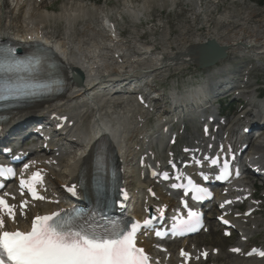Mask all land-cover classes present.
Listing matches in <instances>:
<instances>
[{
  "label": "bare ground",
  "instance_id": "1",
  "mask_svg": "<svg viewBox=\"0 0 264 264\" xmlns=\"http://www.w3.org/2000/svg\"><path fill=\"white\" fill-rule=\"evenodd\" d=\"M57 1L60 0H0V39L2 41H10L19 45L38 44L55 55L62 64L63 72L68 80L74 72L81 74V83H68L65 93L60 97L42 105L8 112L9 121L12 123L36 115L49 118L52 124L59 125L60 129L57 130V139L51 142L45 150L38 151L39 148L35 144L26 146L22 150V153L30 156L26 161L31 165L30 168L43 167L45 170L44 185L40 186V190L46 199L29 202L23 217L17 208L16 221L6 218L7 228L12 231L17 229L29 231L31 221L35 216L51 215L60 209L69 207L60 195L59 186L70 185L79 179L90 187L92 176L101 177V173L92 174L91 168L95 157L93 148L101 139L108 144L110 156L116 160L121 186L128 193L129 207L133 208L131 216L134 219L142 222L147 218L149 209L178 205L175 200L176 195L168 192L166 184L156 182V178L152 179L148 175L150 167L162 166L159 158L154 159L155 154L173 155L163 141L164 135H169V130L165 122L161 120V116L157 117L159 120L156 128L150 130L144 124L143 116L136 114L133 104L131 106L122 104L114 100L115 97L107 100L105 92L101 90L109 73L115 75L122 73L120 66H114L110 55L118 52L126 55V49L132 55L123 61L125 63L123 69L130 68L128 71L131 74L142 72L153 74L159 71L157 77L162 80L171 70L186 69V71L198 72L200 62L196 60L197 53H191L190 48L186 53L187 46L192 45V49L195 48L193 46L200 47L198 45H202L207 39H214L219 46H227V57L224 60L216 62L211 67L199 69L203 71L202 81L185 86L180 92H173L174 87L170 88L168 95L173 100L171 105L175 116H178L176 120L179 124L184 116L183 107L190 108L193 103L198 106H207L210 103L207 89L215 92L223 83L231 82L232 88L229 92L237 91L234 93V99L241 100L244 109L239 112L240 115L238 114L235 122L228 121L224 125L221 121L212 122L211 129L217 125L218 130L215 133L210 131L206 137L199 135L195 128L196 122H192L191 133L183 129L182 133H177V136L183 139L184 148H189L188 144L192 139V142L196 144L194 148L204 155L212 147L217 134L220 133L218 141L223 144L227 142L232 144L235 150L247 146L245 153L243 152L244 159L253 160V163L259 165L258 168L264 171V125L261 124L264 122V104L255 105V91L250 89L252 82L247 79L248 73L244 72V69L241 70L239 67L234 69L232 66L233 62L238 60L239 55L254 59L255 56L264 57V27L254 28L247 27L243 23L238 24L236 23V20H239L237 10L229 12L222 9L217 12L218 16L213 20L214 25L211 29L209 14L217 11L214 1L184 0L189 7L190 21L184 20L178 24V35L173 41L166 38V31L159 25L148 31L147 35L150 38L146 41L140 39L134 31L127 38L123 37L118 40L113 33L118 28L120 20L128 19L133 27L139 24L143 17L148 18L150 16L149 0H140L139 4L134 0H112L115 4L113 8L109 5L111 0H100L99 3L90 0H61L59 9L55 10L53 6ZM157 1L163 7L168 4L169 9H173L178 2V0ZM199 18V22L201 21L205 28L202 33L198 32V29H192L195 20ZM229 20L236 23L237 27L239 25L240 28L227 26ZM58 26L60 29L56 30ZM221 26L226 36L224 39H221V33L217 32ZM156 30L161 35L159 39L153 36ZM113 43H119L120 46L110 49ZM258 61L256 58L255 67L259 68V71L264 70V64L262 66ZM243 63L245 62L242 61V65ZM230 64L232 65L229 67ZM239 72L240 75H238ZM191 80L195 81L193 78ZM164 109L163 112L166 111ZM241 118L245 121L240 128L241 132L252 123L259 125V132L254 138L249 133L242 140L233 141L232 127L235 131L234 127ZM164 126L163 134L161 130ZM218 146L219 144L214 150H217ZM140 147L143 148L140 152L143 166L139 165L141 156L136 162L134 161L136 154H139ZM198 151L195 152L191 148L188 151V157L191 153L196 154ZM179 166L177 170L181 171ZM239 168L240 171L243 170L241 166ZM261 181L264 183V180ZM253 185L252 180H236L221 189L225 191L224 193H221V190L217 191L212 204L216 209L219 207L218 216L225 214L224 218L232 222V226L238 233L233 247L241 248L242 253L229 251L220 253L211 247L198 246L200 241L196 243V239L182 240L176 252L170 243H166V251L159 252L155 247L154 250L150 249L153 240L149 232L138 235V246L145 248L154 264L157 260L159 264H169L171 260L181 259L179 256L181 249L192 254L189 264H202V259L197 260L196 257L204 251L208 253L207 258H210L212 264H217L219 257L224 258L223 264H264V258L254 259L253 256H246V252H243L253 235L261 228L264 230V217L258 215L245 217L243 214L236 217L235 214L238 212L234 210L244 201L243 198L246 195H250L249 200H252ZM149 189L152 191L149 192ZM5 191L15 197V199L9 197V203L17 204L19 200L15 189L7 187L1 195ZM226 200H231L233 203L221 208L220 205ZM250 204L249 208L259 206L257 202ZM205 231L208 233L214 231L209 222Z\"/></svg>",
  "mask_w": 264,
  "mask_h": 264
},
{
  "label": "snow or ice",
  "instance_id": "2",
  "mask_svg": "<svg viewBox=\"0 0 264 264\" xmlns=\"http://www.w3.org/2000/svg\"><path fill=\"white\" fill-rule=\"evenodd\" d=\"M45 61L41 57L19 58L14 48H0V102L14 101L17 103L35 99L38 96L52 93L63 87L61 78H48L40 80L37 74L44 69ZM211 147V145H209ZM228 151H231L229 149ZM220 152L224 153L223 146ZM235 156L216 155L215 157H202L196 161L203 168L208 164L209 172L199 173L200 181L196 182L191 175L172 174L176 182L170 187L181 193L180 205L186 213L183 215L174 213L170 218V229L163 230L153 228L155 221L164 220L166 209L156 207L147 218L132 220L130 223L121 224L119 221H110L107 225L100 226L96 223L95 212L85 211L74 207L71 209H60L51 215H38L31 221L29 231L6 230V218L16 221L17 205L9 203V197H15L5 191L0 195V264H154L152 257L143 247L138 246L137 237L141 232H151L160 239L169 235H184L199 230L200 214L189 204V198L195 202H202L210 198L212 193L206 187V183L215 179L228 181L233 178L232 161ZM34 163V162H33ZM29 163L23 164L18 179L21 195L27 192L33 201H42L46 197L41 195L39 186L43 185V170L34 171L30 176L25 173L30 168ZM192 166V165H188ZM98 172L105 170V162L98 158L96 162ZM172 167L175 168L174 162ZM154 177L162 175L164 181L172 177L169 173L153 172ZM238 170L234 176L239 177ZM17 173L13 167L0 165V178H15ZM96 194L103 196L104 187L100 179L96 180ZM5 188L0 183V190ZM66 191L72 197H78L81 193L88 194V187L77 179L70 185L65 186ZM120 197L114 203L123 208L128 200V193L121 188ZM152 190L149 189V192ZM154 195V193H153ZM233 201L226 200L220 205L232 204ZM29 204L23 200L19 204L20 215H25V209ZM250 214V213H249ZM228 224L229 221H223ZM234 253H242L239 247L231 250ZM248 256L258 254L264 258V250L258 251L253 248L246 253ZM181 258L188 264L192 254L181 250ZM206 251L201 252L196 259L207 258ZM159 264V261H155Z\"/></svg>",
  "mask_w": 264,
  "mask_h": 264
},
{
  "label": "rangeland",
  "instance_id": "3",
  "mask_svg": "<svg viewBox=\"0 0 264 264\" xmlns=\"http://www.w3.org/2000/svg\"><path fill=\"white\" fill-rule=\"evenodd\" d=\"M219 1L222 2V3H228L229 2V0H219ZM134 2L139 4L140 0H134ZM149 2H150L149 3L150 4V7H149L150 9L148 8V11H149L151 20H153V22L157 24V27H159L158 25H160V24L165 26V23L167 22L168 27H169V29L171 31V34H172V38H174L175 35L178 32V30H177V27L179 26L178 24H181L182 22H184V20H189L190 21V19L188 18L189 13H190L189 12V7L186 5L184 0H178V2L173 7V9H169V6H167L168 4H165V6L163 7V5L160 2H158L157 0H152V1L149 0ZM151 2H153L154 4L156 2V4L154 5ZM60 4H61V0L55 2L54 6H53L54 9L58 10L59 9L58 6ZM113 5H115V4L112 1V3H111V7L112 8L114 7ZM159 5H161V6H159ZM216 10L217 11H215V12L222 11V10H218V9H216ZM216 17H217V15H216ZM216 17L214 18V20L216 19ZM125 20L126 19H124L122 21L124 22ZM199 20H200V18L197 19V23L196 24L194 23V26L192 27L193 30H196V28L201 27V26L203 27L201 21L199 22ZM141 23H142V27H144V26H147V24L150 23V22L149 21H147V22L146 21L145 22L142 21ZM140 24L138 26H140ZM127 25H128V22L125 21L123 27H127ZM57 28H56V30H59L60 26H58ZM162 29H163V27H162ZM155 38H157V37H155ZM157 41H159V40L157 39ZM250 63L252 64V67H253V63L252 62H250ZM191 67H193V66H191ZM198 70H199V68H198ZM186 72H190V70L185 71V73ZM190 75L191 74H184V73L183 74H177V71L172 70L170 72L169 76L167 77V79H168V82H170V80H173V82L174 81H181L182 79H184V80L187 79V77L190 76ZM249 79H250L251 82L258 83V85H260V84L264 85V75H262V73L257 71V70H252L250 72ZM165 86L168 88L169 84L166 83ZM258 87H261V86H258ZM238 101L240 103H242L241 100H238ZM240 103L236 102L234 104V107L231 108V111L226 113V114H229L227 119H231L236 114H238V112L242 109V105ZM231 112H233V115H230ZM197 130H199V127H197ZM254 185H255V188H257L256 192H257L258 196L259 197L264 196V184L262 182H260V181H255ZM256 215L264 216V209H263L262 213L256 214ZM261 230H262V228H261ZM236 237H237V235L235 234V235H233V237H231L229 239L223 238L220 235L219 231L216 230V231H212L211 233H208V234H205V235H202V236H198L196 239L199 240L200 244H202V245L205 244V246L214 247V248H217V250H220V251H226L229 246L234 245L236 243ZM249 245H263L264 246V231L263 232H258L257 234L255 233V235H253ZM217 262H218V264H223L224 263V258L223 257H219ZM203 264H210V260H208L207 262H205Z\"/></svg>",
  "mask_w": 264,
  "mask_h": 264
},
{
  "label": "water",
  "instance_id": "4",
  "mask_svg": "<svg viewBox=\"0 0 264 264\" xmlns=\"http://www.w3.org/2000/svg\"><path fill=\"white\" fill-rule=\"evenodd\" d=\"M226 48L219 46L215 41L210 40L203 46L190 49L191 53H197L198 60L202 67H206L215 63L218 59L225 56Z\"/></svg>",
  "mask_w": 264,
  "mask_h": 264
},
{
  "label": "trees",
  "instance_id": "5",
  "mask_svg": "<svg viewBox=\"0 0 264 264\" xmlns=\"http://www.w3.org/2000/svg\"><path fill=\"white\" fill-rule=\"evenodd\" d=\"M264 0H260V2H263Z\"/></svg>",
  "mask_w": 264,
  "mask_h": 264
}]
</instances>
